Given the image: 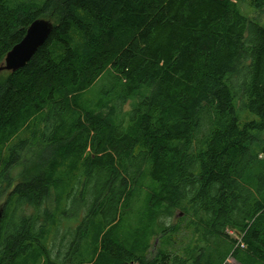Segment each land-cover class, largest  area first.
Instances as JSON below:
<instances>
[{
    "label": "trees",
    "instance_id": "trees-1",
    "mask_svg": "<svg viewBox=\"0 0 264 264\" xmlns=\"http://www.w3.org/2000/svg\"><path fill=\"white\" fill-rule=\"evenodd\" d=\"M57 4L0 74V264H264V0H0V65Z\"/></svg>",
    "mask_w": 264,
    "mask_h": 264
},
{
    "label": "water",
    "instance_id": "water-1",
    "mask_svg": "<svg viewBox=\"0 0 264 264\" xmlns=\"http://www.w3.org/2000/svg\"><path fill=\"white\" fill-rule=\"evenodd\" d=\"M53 30L50 20H35L26 30L23 39L13 46L0 65L2 72H17L23 69L37 51L45 44Z\"/></svg>",
    "mask_w": 264,
    "mask_h": 264
},
{
    "label": "rangeland",
    "instance_id": "rangeland-1",
    "mask_svg": "<svg viewBox=\"0 0 264 264\" xmlns=\"http://www.w3.org/2000/svg\"><path fill=\"white\" fill-rule=\"evenodd\" d=\"M241 10L244 14L248 15V16H253L252 13H254L255 11L251 10V9H247L245 6H241ZM59 16V5L57 4L53 11L51 12V14L46 18L47 20H51L53 23L57 21ZM263 20V19H262ZM7 78V74H3L2 75V79L5 80ZM106 82H108L106 79H102V81L98 82L97 84V88H95V90L93 91V94L97 95L100 88V85L103 86V84H106ZM92 94V93H91ZM85 212V210H84ZM83 212V213H84ZM179 210H168L167 214H164L167 217H163V218H159V221L163 224H169L171 225H177L179 224ZM85 214V213H84ZM162 215V216H164ZM178 217V218H177ZM230 234V233H229ZM232 237V236H231ZM234 238H237L236 236ZM67 240L65 239L62 243V239L59 238L58 241L56 242V248L54 249V252L61 250L66 251L67 250ZM160 239L158 236H154L151 238V240L149 241V247L147 249L146 252V257L149 260L150 258L155 257V255L157 254L158 250L160 249ZM223 242H215L214 241V247L217 251L218 254H224V252H226V254H228L230 247H226L225 245L222 244ZM239 243H240V239H239ZM225 264H238L234 261V259H232L231 257L228 256L226 263Z\"/></svg>",
    "mask_w": 264,
    "mask_h": 264
}]
</instances>
